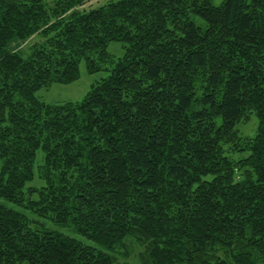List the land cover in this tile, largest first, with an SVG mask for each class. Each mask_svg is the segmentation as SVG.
Returning <instances> with one entry per match:
<instances>
[{
    "label": "trees",
    "instance_id": "16d2710c",
    "mask_svg": "<svg viewBox=\"0 0 264 264\" xmlns=\"http://www.w3.org/2000/svg\"><path fill=\"white\" fill-rule=\"evenodd\" d=\"M90 1L0 0V199L97 247L0 202V264H264V0Z\"/></svg>",
    "mask_w": 264,
    "mask_h": 264
},
{
    "label": "rangeland",
    "instance_id": "374dc122",
    "mask_svg": "<svg viewBox=\"0 0 264 264\" xmlns=\"http://www.w3.org/2000/svg\"><path fill=\"white\" fill-rule=\"evenodd\" d=\"M53 0H45L46 3H51ZM223 0H212L214 5H219ZM107 0H91L90 2L86 3L83 8H85L86 11H89L91 9H95L106 3ZM191 19L196 22L197 24H200L202 21L200 18L192 15ZM36 40V38H33L30 40V44L27 43L25 45H22L19 47L18 51L23 57H27L30 53V48L32 47L31 43ZM124 44L121 42H110L107 46V53L112 57L114 61H116L118 58H120L123 54L125 49L123 48ZM112 64L106 63L101 66V70L90 74L87 71V66L85 61H81L79 63V79L75 82H72L70 84H53L47 88H43L39 90L36 94L37 98L41 100L42 102L48 103V104H63L66 102H80L84 98V96L88 93L91 86L93 84H96L97 82H100L101 80L105 79L109 75V70L111 69ZM256 119L254 117H251V120L249 123L245 126H242L240 128V131L246 135L251 136L254 135V132L256 130ZM230 157L234 160L238 159L240 157L239 154H231ZM43 158L42 151L37 152V159H36V165L41 164ZM1 165V163H0ZM42 185V181L39 180L36 176L28 183L25 187V190L31 187H39ZM0 202L5 204L8 207H11L15 210H18L22 212L23 214L27 215L28 218L31 220L32 228L33 229H45L49 231H55L59 232L61 234L70 236L72 238L78 239L82 241L85 244L96 246V244L90 242L89 240L85 239L84 237L78 235L75 233L72 226H58L52 223L48 218L39 217L37 214H34L26 209H22L21 207L14 206L10 203H6L0 199ZM131 255L127 260L123 259L122 257L118 258V264H139L136 260V255L140 252V248L136 245H130V242L128 244ZM124 249H120L119 253H121ZM102 251L108 252L107 250L102 248ZM119 254L117 253L116 256Z\"/></svg>",
    "mask_w": 264,
    "mask_h": 264
}]
</instances>
